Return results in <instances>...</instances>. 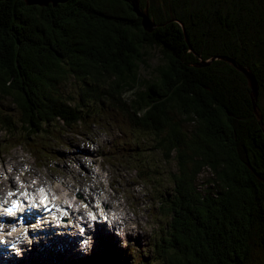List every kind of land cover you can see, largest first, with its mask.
I'll return each instance as SVG.
<instances>
[{
	"label": "trees",
	"instance_id": "1",
	"mask_svg": "<svg viewBox=\"0 0 264 264\" xmlns=\"http://www.w3.org/2000/svg\"><path fill=\"white\" fill-rule=\"evenodd\" d=\"M139 8L152 32L130 0H0V97L20 113L17 121L1 104L0 132L44 153L29 137L55 123L77 132L103 105L120 110L142 133L123 161L135 177L159 178L146 150L177 168L154 194L161 236L141 254L115 248L106 264H255L257 250L264 258V131L246 76L220 57L253 72L264 122V0H139ZM156 45L165 63L141 85L140 64ZM70 73L83 82L76 97L62 89ZM84 100L104 110L84 117ZM202 170L210 178L201 186Z\"/></svg>",
	"mask_w": 264,
	"mask_h": 264
},
{
	"label": "rangeland",
	"instance_id": "2",
	"mask_svg": "<svg viewBox=\"0 0 264 264\" xmlns=\"http://www.w3.org/2000/svg\"><path fill=\"white\" fill-rule=\"evenodd\" d=\"M147 49L146 62L140 64L139 70L141 85L145 84L147 80L155 82L158 76L157 67L165 63L161 46L156 45ZM82 84L83 82L75 74L70 73L64 79L62 89L76 97ZM130 95V93H126L125 97L129 98ZM1 104L13 119L19 120V108L11 98L0 97ZM82 104H85L82 111L84 117L92 109L99 111L107 109V111L101 118L95 115L94 118H91V122H89L90 118H84L89 122L87 123L88 127L82 124L76 130L78 133L69 127L66 128L62 123H55L50 125L48 132L43 131V134H38L33 138L29 137L32 142L51 152L47 155L34 151L26 144L14 147L16 139H8L4 132H0V180L4 178L6 171H12L14 164L22 173L30 171L29 176L13 175L14 180L21 177L31 180L33 184L43 180L47 184L59 187L64 194L75 190L74 193L78 196H70V199L79 197L81 206H86L81 207L86 209V213L95 212V209L98 211L110 210L115 215L116 212H121L119 216H121L120 221H123L122 225L131 231L125 239L118 235V230L111 232V235H104L106 233L103 232L99 236L95 233L91 251L86 253L85 251H74L71 244L66 246V249H55L56 230L50 228L52 234L44 239H39L33 245V249L28 252L26 259L19 260L18 264H86V260L106 264L109 252L115 251V248L121 250L131 248L133 255L141 254L154 243L155 235L161 236V232L157 231L164 226V219L159 213L158 200H155L154 194H156V187L159 189L163 181L167 182L169 186L172 185L163 178H166L169 172L176 171V162L172 157L170 160L164 161L159 152L146 150L144 153L146 156L148 153L152 158L151 163L159 164L156 166L160 172L159 178L153 179L156 181L152 183L136 178L134 170H129L128 163L123 161L129 160L127 159L128 155H136L135 150L132 149L133 137L139 138L142 133L135 129L133 124L125 118V114L116 108H106L103 105L104 109L102 110L100 105H95L91 100H84ZM150 145L154 147V144ZM155 159L160 161L157 162ZM207 178H210L209 171L202 170L198 185L202 186ZM21 184L18 183L19 186ZM13 189L10 186L5 190L0 189V197L6 190L11 192ZM87 193L91 195L97 193L93 197V201L96 203L95 208H92V203L84 201L92 199L87 196ZM84 197L88 198L84 199ZM70 199L66 201L71 202ZM105 200L108 204L105 203ZM99 202H102L104 207ZM132 224L135 225L134 228L131 227ZM56 237L58 238L57 235ZM35 246L37 247L35 248ZM254 259L256 260L255 264H264V258L259 250L255 252ZM128 264L133 263L128 262Z\"/></svg>",
	"mask_w": 264,
	"mask_h": 264
},
{
	"label": "bare ground",
	"instance_id": "3",
	"mask_svg": "<svg viewBox=\"0 0 264 264\" xmlns=\"http://www.w3.org/2000/svg\"><path fill=\"white\" fill-rule=\"evenodd\" d=\"M48 153H51L49 150H45L44 151V153L43 154H48ZM20 156V155H19ZM24 161V160H23ZM51 163V162H50ZM80 163H81V159H80ZM1 169H3L2 167H1ZM32 169V168H31ZM3 170H5V169H3ZM30 171H26V172H24V173H22L20 170H18V168H17V166L15 167V165L13 164L12 165V171H10V172H5V174H4V178L3 179H1L0 180V188H3L4 187V189H7L8 188V185H5V184H7V183H9V184H11V186H12V188H14V189H18L19 188V185H18V183L20 182V183H22L23 185H24V187H28V188H26V189H28V190H32L33 188L31 187L32 185H34V186H40V187H45V188H48V189H50V191H51V200H50V198H47L46 199V202L48 203L49 201H51L53 204H54V206H53V209L55 210L56 208L58 209V210H61V209H64V211L66 212V214H67V220H70V221H73L72 219H73V212H74V210H73V208H72V205H74V206H77V207H84V206H81L82 204H81V199H79V197L78 198H76V199H73V200H71L70 199V196H78L77 194H75L74 192H75V190H74V192H73V190L71 191V192H68V194H64L60 189H59V187H56L55 185H51V184H47L45 181H43V180H39L37 183H35V184H33V182L31 181V180H26L25 178V180L24 179H22L21 177L20 178H17V180H14L13 179V175H15V174H17V175H20V174H24V175H27V176H29L30 175V173H29ZM4 173V172H3ZM33 174V173H32ZM58 177H60V176H58ZM90 177V176H89ZM0 178H1V176H0ZM62 178V177H61ZM29 179V178H28ZM44 179V178H43ZM75 186V185H74ZM6 191H9V190H6ZM77 191V190H76ZM94 191V190H93ZM95 192V191H94ZM9 193H6L5 195H6V198H8V195ZM97 194V193H96ZM96 194H94V195H91V194H88L87 193V196L88 197H90V198H92L91 200H84V201H88L90 204L92 203V208H95V204L96 203H94V196L96 195ZM58 196L59 197V199L60 200H58V198H56V196ZM88 197H84V199H87ZM68 199H70L71 201H72V203H69V202H65L64 200H68ZM13 201H16V200H8V204L10 205H12V203H13ZM26 202L28 203V213L30 214V215H32L33 217H36L37 215L36 214H34V213H32V206H33V203H34V197H33V194H31V196H29V197H27V200H26ZM99 203H101L102 204V206L104 207V205H103V203L102 202H99ZM105 203L106 204H108V202H107V200H105ZM86 207V206H85ZM84 210H86V209H84ZM95 212H101V211H98L97 209H95ZM63 214V213H62ZM164 219V218H163ZM37 222V219L35 220V223ZM63 222H65V221H63ZM62 224H65V223H62ZM84 223H81V225H83ZM66 225H68V223L66 224ZM103 225H106V222L105 221H103ZM121 225H122V223H121ZM97 227H98V229L99 230H101V231H103V232H106V229H102V228H104V227H99V225H96ZM122 227H124V228H126L125 226H123L122 225ZM69 229H71L72 231H73V229H72V227L71 226H69L68 227ZM56 229L58 230L56 233H57V235H58V238L55 240V242H54V247H55V249H66L65 247L66 246H69L70 244L72 245V242H73V240H74V238H75V235H73V239L72 240H70L68 237H63L61 234H58V233H60V232H62V229H64V228H59V227H56ZM116 230H117V228L115 227L114 228V231L116 232ZM109 232V231H108ZM45 238V235L43 234V235H40V239H44ZM264 238V237H263ZM264 240V239H263ZM0 247H1V245H0ZM37 246H35V248H36ZM68 250V249H67ZM63 252H64V250H63ZM166 258V257H165ZM18 262L19 261H13V262H10V264H18ZM169 262V261H168ZM0 264H8V263H4V262H0Z\"/></svg>",
	"mask_w": 264,
	"mask_h": 264
},
{
	"label": "clouds",
	"instance_id": "4",
	"mask_svg": "<svg viewBox=\"0 0 264 264\" xmlns=\"http://www.w3.org/2000/svg\"><path fill=\"white\" fill-rule=\"evenodd\" d=\"M4 212H7V208L3 209ZM23 211V209H21ZM88 216L91 218L92 221L91 223H88V227L91 228L93 231L95 230V225L98 220L92 215L91 212L88 213ZM100 216L103 218V220H107L108 217L107 215L101 211ZM123 224V221L121 222ZM46 225H48V221L38 219L35 224H32L31 230H37V229H43ZM61 225V221L59 219H56L54 224L52 226L58 227ZM71 226L73 231L72 235L79 234L80 236L83 237L81 243H80V250L85 251L86 253L91 251L92 245H93V237L91 235L86 234L85 228L81 226L80 223L73 224L72 221L68 222V225H65V227ZM118 235H121L122 237L127 236V234L131 231V229H126L124 227H118ZM132 228L135 227L134 224L131 225ZM4 225L0 224V244L4 243H11V248L10 251L15 254L17 257H22L24 254V248L21 246V244H27L31 245L33 243V238L28 235L29 233V228L21 226L20 228L17 227H11L9 231L5 232L3 231ZM58 234H63V232H60ZM37 242L39 240V237L36 238Z\"/></svg>",
	"mask_w": 264,
	"mask_h": 264
},
{
	"label": "water",
	"instance_id": "5",
	"mask_svg": "<svg viewBox=\"0 0 264 264\" xmlns=\"http://www.w3.org/2000/svg\"><path fill=\"white\" fill-rule=\"evenodd\" d=\"M67 1H69V0H25L26 4L29 6L30 5H37V6H43V7H47L50 4H52L53 6H57L58 4L66 3ZM130 2H131V6L133 8V11H135L136 14L142 19V26H143L144 30H146L147 32H152L155 28V23L149 17L148 9L146 8L145 10H141L139 8V0H130ZM184 33H185V36L187 38V42L189 43V39L187 37V33H186L185 29H184ZM220 58H223L226 61L233 64L234 66H236L246 76V78L248 80V84H250L249 86L251 88V97L253 99L254 112L256 113L257 118L259 120H261L260 124H261L263 131H264V122L262 120V112H261V109L259 108V106L256 102L258 95H259V87H258V82H257L255 75L249 69L244 68V67H242V65L237 64L236 60L233 58H230V57H220Z\"/></svg>",
	"mask_w": 264,
	"mask_h": 264
},
{
	"label": "snow or ice",
	"instance_id": "6",
	"mask_svg": "<svg viewBox=\"0 0 264 264\" xmlns=\"http://www.w3.org/2000/svg\"><path fill=\"white\" fill-rule=\"evenodd\" d=\"M40 191L43 193L44 192V189H41ZM9 195H12V193L9 192ZM24 195H26V193ZM46 199L47 198L45 197V200ZM20 207H21V204H20L19 201H13L12 206L9 207V208H7V213H10V214L11 213H15L17 210L20 209Z\"/></svg>",
	"mask_w": 264,
	"mask_h": 264
}]
</instances>
